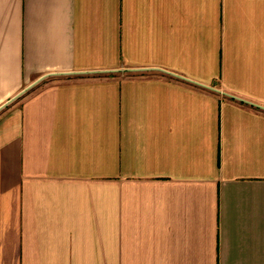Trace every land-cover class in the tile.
I'll return each instance as SVG.
<instances>
[{"label":"crops","instance_id":"crops-1","mask_svg":"<svg viewBox=\"0 0 264 264\" xmlns=\"http://www.w3.org/2000/svg\"><path fill=\"white\" fill-rule=\"evenodd\" d=\"M0 264H264V0H0Z\"/></svg>","mask_w":264,"mask_h":264}]
</instances>
